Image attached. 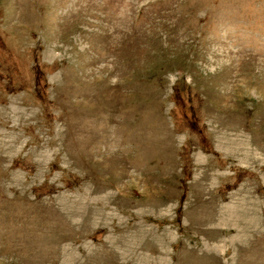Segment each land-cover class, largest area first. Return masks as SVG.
I'll list each match as a JSON object with an SVG mask.
<instances>
[{
    "label": "rangeland",
    "instance_id": "obj_1",
    "mask_svg": "<svg viewBox=\"0 0 264 264\" xmlns=\"http://www.w3.org/2000/svg\"><path fill=\"white\" fill-rule=\"evenodd\" d=\"M0 264H264V0H0Z\"/></svg>",
    "mask_w": 264,
    "mask_h": 264
}]
</instances>
